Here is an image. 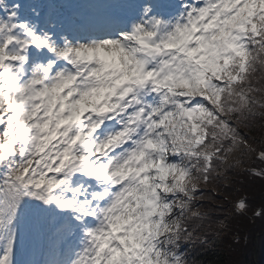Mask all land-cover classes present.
Listing matches in <instances>:
<instances>
[{
	"label": "snow or ice",
	"instance_id": "obj_1",
	"mask_svg": "<svg viewBox=\"0 0 264 264\" xmlns=\"http://www.w3.org/2000/svg\"><path fill=\"white\" fill-rule=\"evenodd\" d=\"M244 174L264 0H0V264H197Z\"/></svg>",
	"mask_w": 264,
	"mask_h": 264
},
{
	"label": "trees",
	"instance_id": "obj_2",
	"mask_svg": "<svg viewBox=\"0 0 264 264\" xmlns=\"http://www.w3.org/2000/svg\"><path fill=\"white\" fill-rule=\"evenodd\" d=\"M236 179L235 191L221 193L223 200L213 201L215 204L224 203L216 215L228 226L218 238V243L193 253L197 264H264V217L253 218L251 209L245 216H236L231 204L227 203L229 199L246 195L253 207L259 206L264 201V180L247 174ZM236 236H239L238 240Z\"/></svg>",
	"mask_w": 264,
	"mask_h": 264
},
{
	"label": "rangeland",
	"instance_id": "obj_3",
	"mask_svg": "<svg viewBox=\"0 0 264 264\" xmlns=\"http://www.w3.org/2000/svg\"><path fill=\"white\" fill-rule=\"evenodd\" d=\"M251 162V159L248 160V163ZM245 165H240V168H244Z\"/></svg>",
	"mask_w": 264,
	"mask_h": 264
}]
</instances>
